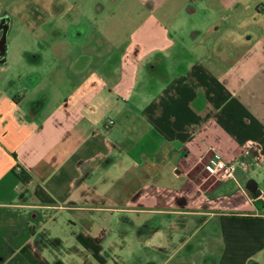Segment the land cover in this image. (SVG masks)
<instances>
[{
	"label": "crops",
	"instance_id": "0c3cea01",
	"mask_svg": "<svg viewBox=\"0 0 264 264\" xmlns=\"http://www.w3.org/2000/svg\"><path fill=\"white\" fill-rule=\"evenodd\" d=\"M13 1L0 0V23L9 25L5 54L0 42V264H264V109L253 110L241 83L264 67V0H204L225 9L220 35L246 19L258 26L229 51L177 49L173 63L178 45L165 30L162 42L132 39L97 59L75 55L53 101L45 58L10 41L13 27L36 35L27 14L8 10L29 3ZM141 1L158 8L167 0ZM64 14L39 22V40L87 43L88 21L64 34ZM159 27L142 23L141 39ZM256 56L261 63L248 64ZM111 104L115 117L93 113ZM213 155L236 164V180L206 170ZM55 225L72 243H51L63 241ZM207 227L214 240L200 234Z\"/></svg>",
	"mask_w": 264,
	"mask_h": 264
},
{
	"label": "rangeland",
	"instance_id": "374dc122",
	"mask_svg": "<svg viewBox=\"0 0 264 264\" xmlns=\"http://www.w3.org/2000/svg\"><path fill=\"white\" fill-rule=\"evenodd\" d=\"M39 1L40 0H26L25 4L27 2L29 4L24 5V7L21 6V3H18L11 5L8 9L14 17L20 18L24 13L25 15H28L27 22L29 24L36 23L32 25V28L34 29L32 30L35 31L36 35H31L26 38L24 35L19 34L22 31L18 30L15 32V29L17 28L13 27L12 32H10V41L13 43L14 50H17L20 47H25L27 49L30 48L42 55V59L45 58L46 65L43 69V77H45V81H53L55 82V85L57 84V87L55 86L51 90L48 88L51 87L50 85L53 84V82L48 83L47 85V82H45L44 84L46 85V97L51 98L52 101L59 96L57 90L62 87L61 85L69 81V76L65 73L63 67H66L73 57H76L75 55L84 59L89 57V54H92L94 55V58L97 59L100 56L102 57L111 54L119 45L122 43H128L132 39L142 43L145 41L147 45H150V43L153 44L152 39H157L158 42H162L165 38V30H168L170 36L178 45L177 48H175L176 53L171 56V60L173 63H178L182 57L177 56V49H179L181 53L185 50L207 52L210 51L209 48L212 49L214 47H217V49L220 50L227 49V51H229L231 48L230 41L232 39H235L236 37L239 39L241 32L243 36H246L247 33H256L255 29L258 27L252 23L253 19L250 21L249 19H246L244 22L240 23L235 30H233V28L230 30L226 29L220 35L218 32V26H223L225 24L222 23L221 17L225 9H220L218 7L214 8L213 6L209 7V4L205 3L204 0H195L196 4L194 6H196L197 11L194 13H188V6L190 5L189 0H167L158 8L145 6L144 2L141 0H58L57 2H54L55 8L53 9L47 8V0H41V2L38 3ZM12 2L14 1L7 0V5ZM100 6L102 8L101 10H99ZM60 12L65 13L64 16H62L65 19L62 24V33L64 34L69 33L71 24H75V22L82 19L88 21L90 31L88 33L87 43L79 45L76 44L70 36H66L67 38H61L62 36L56 37L55 35H49L45 41L39 40L37 35L40 31L38 26L39 22L55 18L54 16L60 14ZM155 19L162 27V29L159 27L161 31L158 32L155 30L154 32H147L148 36L151 38L149 41H147V39H141V32L138 28L144 22L146 23V26H148L149 23ZM72 21L74 23H71ZM52 24L53 23H51V25ZM227 24L225 26H227ZM218 34L220 37H218ZM11 35H15V39H13ZM242 40H244V38ZM244 42H250V45L252 44V41L249 40ZM254 44L255 43H253V45ZM44 46L47 48L51 47V53L44 50ZM254 47H256V44ZM54 48L58 50V55L57 50L54 52ZM203 56L204 55H201L200 59ZM223 58L226 57L223 56ZM263 58L264 57H262V59ZM226 59L229 60L228 57ZM255 59L260 61L261 57H253L248 64L256 62ZM92 60L93 61L90 65L94 67L97 61L94 59ZM158 60L160 61L161 59H158L157 57L156 61ZM259 63H261V61ZM54 64H56V66H54ZM54 70L55 73H52ZM241 83L243 89L246 90L250 97L253 110L261 111V109H264V67L260 71L249 75L248 79L242 80ZM240 92L244 95V92ZM111 106L112 104L109 105V107L98 106L93 113H96V116L102 119L107 116H109V118H111L110 116L115 117V112H113ZM148 216L149 215L143 216L137 214L136 219L142 220V218H147ZM129 217L135 219L133 216ZM123 225L125 229L129 231V236L133 235L134 238L135 231L132 230V225L128 223ZM76 226L78 228L80 227L79 224ZM113 227L114 223L108 224L107 222H105V225L103 226L104 229L110 228L109 230L111 232V228ZM52 232L54 235L61 237L63 241L58 240L57 242L54 241L51 243H72L70 232L67 230L66 226L57 228V225H55L52 227ZM200 234L205 235V237L212 240L216 238H214V234L208 231V227ZM138 235L142 237L145 236L144 233H138ZM157 235L158 239H162L160 238V232H158ZM244 237L245 236H241V238ZM128 242L129 240L127 239L125 243ZM73 255L75 256L76 253ZM145 258L147 259V256H145ZM126 261H128V258H126Z\"/></svg>",
	"mask_w": 264,
	"mask_h": 264
},
{
	"label": "built area",
	"instance_id": "2783aa9c",
	"mask_svg": "<svg viewBox=\"0 0 264 264\" xmlns=\"http://www.w3.org/2000/svg\"><path fill=\"white\" fill-rule=\"evenodd\" d=\"M113 123V120L110 121ZM206 169L212 173L217 174L223 179H237V166L233 162H228L218 155L211 156L205 164Z\"/></svg>",
	"mask_w": 264,
	"mask_h": 264
},
{
	"label": "water",
	"instance_id": "95a60500",
	"mask_svg": "<svg viewBox=\"0 0 264 264\" xmlns=\"http://www.w3.org/2000/svg\"><path fill=\"white\" fill-rule=\"evenodd\" d=\"M8 30H9V25L6 27L4 33H3V36L1 38V46H2V50L4 51V54H5V51H7V46H6V41H7V33H8Z\"/></svg>",
	"mask_w": 264,
	"mask_h": 264
},
{
	"label": "flooded vegetation",
	"instance_id": "af4514ba",
	"mask_svg": "<svg viewBox=\"0 0 264 264\" xmlns=\"http://www.w3.org/2000/svg\"><path fill=\"white\" fill-rule=\"evenodd\" d=\"M6 26H7V21H2L1 23H0V39L2 38V36H3V33H4V31H5V28H6Z\"/></svg>",
	"mask_w": 264,
	"mask_h": 264
},
{
	"label": "trees",
	"instance_id": "16d2710c",
	"mask_svg": "<svg viewBox=\"0 0 264 264\" xmlns=\"http://www.w3.org/2000/svg\"><path fill=\"white\" fill-rule=\"evenodd\" d=\"M158 59H160V58H158ZM158 61H159V60H158ZM158 61L155 60V61L151 64V69L153 68L154 65H156V63H157Z\"/></svg>",
	"mask_w": 264,
	"mask_h": 264
}]
</instances>
